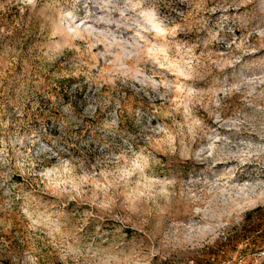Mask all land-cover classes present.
I'll use <instances>...</instances> for the list:
<instances>
[{"label": "rangeland", "instance_id": "obj_1", "mask_svg": "<svg viewBox=\"0 0 264 264\" xmlns=\"http://www.w3.org/2000/svg\"><path fill=\"white\" fill-rule=\"evenodd\" d=\"M257 224L264 0H0V264H264Z\"/></svg>", "mask_w": 264, "mask_h": 264}, {"label": "trees", "instance_id": "obj_2", "mask_svg": "<svg viewBox=\"0 0 264 264\" xmlns=\"http://www.w3.org/2000/svg\"><path fill=\"white\" fill-rule=\"evenodd\" d=\"M72 99H73L72 101L74 102V106L78 104L80 101H85V98L81 96V93H79L78 89H76L72 94ZM98 115H100V111L96 109L94 115L91 116V118H93V120H91L92 121L91 124L94 123L93 121H97ZM90 128L91 125L88 126L85 125V131H90ZM79 132H82V130H80ZM94 139H95V135L92 134V141H94ZM251 231L252 233L250 234H247L246 232H244L243 234L244 239L247 240L246 241L247 245L256 244L257 241L258 243L264 242V228H261L260 225L257 224L255 227H252ZM248 238L251 239L248 241Z\"/></svg>", "mask_w": 264, "mask_h": 264}]
</instances>
